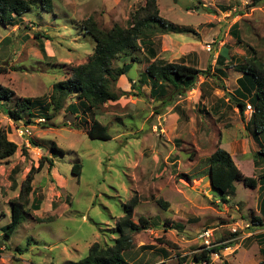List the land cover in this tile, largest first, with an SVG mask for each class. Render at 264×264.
<instances>
[{"label": "rangeland", "instance_id": "rangeland-1", "mask_svg": "<svg viewBox=\"0 0 264 264\" xmlns=\"http://www.w3.org/2000/svg\"><path fill=\"white\" fill-rule=\"evenodd\" d=\"M51 3L49 14L37 1L21 23L0 22V66L10 69L0 75V87L13 93L10 102L0 104V130L17 146L14 155L0 160V264H72L83 259L94 243L112 246L115 223L124 214L123 205L134 196L138 204L133 221L147 218L150 230L132 236L133 247L123 255L126 261L133 258L141 264H161L168 243L173 258L162 264H191L194 254L201 252L197 236L202 230L223 224L225 229H236L234 234L226 232L228 239L240 235L242 215L246 221L250 218L242 204L255 203V191L234 182L227 204H223L210 189L207 175V159L218 146L220 129L232 122L230 117L225 119L229 109L223 117L209 119L207 101L204 106L194 104V108L192 102L187 107L183 101L188 94L195 95L192 91L174 96L172 104L164 107L150 98L148 86L138 82L148 64L142 49L150 43L156 51H164L167 62H185L202 70L213 66L211 61L218 53L233 57L227 67L252 54L264 63V2L249 8L248 0H157L161 18L190 32L164 35L155 31L140 42V52L126 75L127 95L104 104L95 116L92 110L83 114L78 107L76 119L64 111L68 99L55 112L50 96L53 84L69 78L72 69L84 64L92 53L94 41L83 32V21L91 17L103 30L113 25L127 28L146 0ZM234 24L239 40L229 34ZM191 42L197 49L190 50L193 54L188 56L185 49H190ZM130 62L131 57L121 56L112 66L120 68ZM210 75L212 78L211 67ZM213 77L215 82L202 77L207 80L204 92L211 84L223 90L222 81ZM116 88L123 90L119 80ZM23 99L37 104L31 109V123L16 124L5 112ZM175 104L177 109H172ZM38 118L45 122L35 123ZM94 118L106 127L110 140L88 138ZM239 120L245 123L243 114ZM26 125L30 136L19 134ZM52 145L62 153L52 154ZM43 158L54 163L50 175L47 164L37 170ZM236 163L245 177L252 178L247 161L240 157ZM75 164L80 166L78 176L71 172ZM31 168L37 172L32 175L20 223L3 242L2 228L10 222L11 206L24 202L19 196ZM157 200L166 206L157 205ZM136 246L144 247L136 252Z\"/></svg>", "mask_w": 264, "mask_h": 264}, {"label": "trees", "instance_id": "trees-1", "mask_svg": "<svg viewBox=\"0 0 264 264\" xmlns=\"http://www.w3.org/2000/svg\"><path fill=\"white\" fill-rule=\"evenodd\" d=\"M37 1L47 14L52 12L51 0H0V22L11 26L21 23L22 17L31 11L32 6ZM263 2L264 0H248L247 6L254 8ZM82 30L94 41L92 53L84 64L72 69L69 78L53 84L50 96L55 112L61 110L63 103L68 99L64 111H68L75 116V119L78 115V107L83 109V114L92 110L95 116V113L97 114L99 108L104 104L117 102L121 97L127 95L125 91L116 88V83L119 77L126 76L131 70V63L137 59L135 56L140 52V42L150 38L155 31H159L161 34L190 32L187 28H179L161 18L157 8V0H146L145 6L132 16L131 24L127 28L113 25L111 29L103 30L90 17L83 21ZM231 30L233 38L239 40L236 31L237 24H234ZM145 49L151 58L155 57L151 43ZM121 56L131 57V62L123 63L120 68H114L112 66L113 61ZM234 68L243 73V78L250 86V89H248L245 84L243 85L240 82L242 89L248 93L251 90L254 91L249 102L253 108V113L246 125V130L251 131L254 137L257 134H264V63L253 55ZM9 70L6 66H0V75L8 73ZM209 76H211L210 66L205 70H199L183 63H168L164 60L154 59V61L148 62L143 75H141L142 79L138 83L141 86L146 85L149 87V96L153 101H159L164 107H167L172 104L174 96H182L189 92L199 77L207 78ZM131 87L133 86L131 85ZM138 88L140 89V86ZM136 92L138 93V90ZM12 96L13 93L10 90L0 87L1 105L10 102ZM36 104L35 100L23 99L13 109L7 110L5 114L9 120L14 121L16 124L22 121L29 124L31 123V117H33L31 109ZM245 104L237 101L236 106L240 113H243ZM87 136L90 139L101 141L111 139L106 132V127L95 118L90 124ZM16 149L17 146L8 141L7 134L0 130V160L10 158L15 154ZM51 151L52 154L62 153L55 145H52ZM259 156L264 160V147L260 149ZM45 164H47V172L50 175L54 163L48 158L39 160L37 170L40 171ZM37 170L31 168L22 185V195L20 194L19 198H24V202L11 206L10 222L2 228L1 240L3 242L8 241L20 223V213L24 212L25 200L31 192L32 175ZM71 172L78 176L80 166L73 165ZM207 175L210 176L211 190L217 193V200L222 203H227V195L234 182H241L248 189H255L259 184V190L262 189V184H264V175L258 176L257 180L244 177L233 163L230 155L219 146L214 149L207 159ZM137 204V198L134 196L128 203L123 205L124 214L115 223L116 237L112 241V246H101L94 243L89 247L87 255L83 259L72 264H128L122 255L132 249V236L146 231L149 229L150 224L149 220L143 216L138 217L136 222L132 220ZM157 205L166 206L161 200H157ZM35 206H38V203ZM32 208L34 207L32 206ZM253 220L252 224H255V219ZM226 247L228 246L213 247L210 250L194 254L193 262L194 264H210V254H217L219 250ZM258 264H264V261Z\"/></svg>", "mask_w": 264, "mask_h": 264}, {"label": "crops", "instance_id": "crops-1", "mask_svg": "<svg viewBox=\"0 0 264 264\" xmlns=\"http://www.w3.org/2000/svg\"><path fill=\"white\" fill-rule=\"evenodd\" d=\"M229 34L233 38V32L231 28ZM166 37H168V35H166ZM220 45L223 46L222 48H224L225 46L222 43H220ZM189 46L190 49H185V51L190 52L188 53V56L193 54V52L190 50L197 49L195 43L191 42ZM151 47L153 46L151 45ZM144 50L146 49L145 48L142 49V52L145 59L148 62H152L154 61V59L166 61L164 59V56L162 55L164 51L158 52L154 49L155 57L151 58L148 54V51H144ZM242 54L244 56L246 52L242 50ZM253 55L255 54H252V56ZM251 57L249 55H246L238 63H234L235 65L233 67H227V63L232 61L233 57L227 58L226 55L218 53V55L214 57V60L211 61L213 66L210 65L209 66L212 69L213 76H215L216 78L222 81L224 85L222 86L223 90L220 91L217 87L211 84L210 88L207 89L206 92H204L203 84L204 82H207V80H204V78L202 79V77H199L197 81L200 78L202 80L199 82L196 81L194 88L190 90L195 95H192V93L188 94V97L185 98L183 101H187L188 103L187 107L190 106L189 102H192L193 105L190 106L192 108H194V104L197 105L199 103H201L204 106L205 102L207 101L208 105L206 107V110L209 114V119H212L214 121L223 117L222 115H224V113L226 114V110L229 109V114L228 116L225 117V119L227 121V119L230 117L229 119L232 120L233 123L227 122L223 124V130L220 129L221 128L220 124L218 123L214 124L216 127L220 129L219 133L222 134V136H220L221 138L217 136V138L219 139L216 144L219 146V148L225 150L230 155L233 163L237 168L238 166L236 163V159L241 157L242 161H247L252 169V178H255L257 180L258 176L264 175V160L259 156L260 149L264 147V134H257V136L254 137L251 134V131L246 130V125L248 121H246L245 119V123H242L239 120L240 116L243 113H240L238 107L236 106L237 101H241V103L250 102V99L253 97L254 91L251 90L250 93H248L246 90L242 89L241 84L243 85L245 84L248 87V89H250V86L245 80V78H243L244 77L243 73L238 71L236 68H234L236 65H239L241 62L243 63L246 59H249ZM192 62H194L193 59ZM168 63H172V62H168ZM175 63H183L187 66L194 67L193 65H190L189 63L186 64L185 62H175ZM213 76L212 78H210L211 76H209L207 77V79L210 78L211 82H215V78ZM118 80L120 82V85L123 87V91H124L126 89V82H127L126 76H121L119 77ZM203 96H206V100L203 98ZM177 106L178 104H175L172 107V109L176 108ZM173 115H175L177 119L180 118V115L176 112H174ZM212 127L215 129L214 126ZM247 132L249 133V135L247 134ZM208 182H209V175H208ZM262 186L263 187L261 190H259L260 188L259 184H257L255 189H249L255 191L256 193L255 203L242 204L244 212H245V208L247 207L246 209L249 212L246 213L250 215V218L249 221H246L244 215H242V233L240 235L235 236V238L228 239L227 237H225V234L226 232H231V229H227V228L225 229L223 224L221 226H218L219 228L217 227L213 229L211 228L204 229V230L212 231L210 241L214 245V247L228 246L225 249L219 250L218 259L211 258L210 264H258L261 261H264V184H262ZM210 189H211V185H210ZM223 204H227V203H223ZM253 219H255L254 222L255 224H252V221H254ZM245 226L248 227L244 228ZM176 227L179 226H177L176 224ZM149 230L150 227L146 231ZM199 234L197 236L198 251H200L202 247V240L199 239ZM165 246H166L165 247L166 251L165 253L162 254L164 259L161 260V264L163 263V261H168L171 258H173L170 257L173 254L171 252V248H169L167 244H165ZM143 247L144 246H140V247L136 246L134 250ZM126 252H124L123 255ZM136 252L139 251L137 250ZM242 256H247V257L242 258ZM141 258H143V256ZM126 262L128 264H141V262L138 263V261H135V259L133 258L128 259ZM153 264H157V262ZM191 264H194V262Z\"/></svg>", "mask_w": 264, "mask_h": 264}, {"label": "built area", "instance_id": "built-area-1", "mask_svg": "<svg viewBox=\"0 0 264 264\" xmlns=\"http://www.w3.org/2000/svg\"><path fill=\"white\" fill-rule=\"evenodd\" d=\"M209 51V48H208ZM253 113V108L251 107L250 104L246 103L245 104V108L243 111V115L245 117V119L247 121H249V119L251 118V115ZM45 122V120L43 118H38L35 120V123L41 125ZM19 134L20 135H25V136H30V131H29V126H24L23 129H19ZM248 226H245L244 228H247ZM232 234L236 233V229L232 228L231 229ZM212 231L209 230H203L200 234H199V239L202 240V247L200 251H204V250H210L214 247V245L211 243L210 241V237H211ZM211 258H215L218 259V253H211L210 254V259ZM205 264V263H204Z\"/></svg>", "mask_w": 264, "mask_h": 264}, {"label": "water", "instance_id": "water-1", "mask_svg": "<svg viewBox=\"0 0 264 264\" xmlns=\"http://www.w3.org/2000/svg\"><path fill=\"white\" fill-rule=\"evenodd\" d=\"M209 182H210V185H211V180H210V176H209Z\"/></svg>", "mask_w": 264, "mask_h": 264}]
</instances>
